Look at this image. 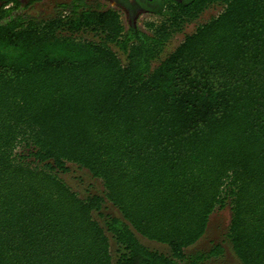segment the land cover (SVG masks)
<instances>
[{
    "label": "trees",
    "instance_id": "16d2710c",
    "mask_svg": "<svg viewBox=\"0 0 264 264\" xmlns=\"http://www.w3.org/2000/svg\"><path fill=\"white\" fill-rule=\"evenodd\" d=\"M36 1L0 0V264H198L224 253L187 249L226 206L235 255L264 264V0H166L144 29L99 0L46 19ZM69 163L104 194L80 197Z\"/></svg>",
    "mask_w": 264,
    "mask_h": 264
},
{
    "label": "rangeland",
    "instance_id": "374dc122",
    "mask_svg": "<svg viewBox=\"0 0 264 264\" xmlns=\"http://www.w3.org/2000/svg\"><path fill=\"white\" fill-rule=\"evenodd\" d=\"M26 3L28 0H22ZM63 0H40L36 1L28 7L27 11L33 16L39 17L41 19H46L52 16L55 12L56 5ZM91 0L90 2H92ZM100 3H105L109 7H113L118 10L125 9V12L120 11L122 14V21L125 27L134 23L138 28L144 29L146 22L153 20L151 15L141 14L137 20L134 22L136 12L132 13L126 8H121L117 3V0H99ZM124 6V5H123ZM126 7V6H125ZM218 8H210L205 11L197 20L185 24L183 30L179 33H176L172 39L167 44L162 57L167 53L173 51L179 43L184 39V36L192 33L199 24L208 20L211 16L218 13ZM93 37L89 36V39ZM121 58L124 59L123 55ZM156 64V63H155ZM68 172L59 173V176L74 190L80 197L86 198L90 195H103L105 188L101 179L94 178L92 174L84 169L79 167L76 164H68ZM103 213H109L114 216L120 217L119 211L113 207L110 203H106V206L103 207ZM94 218L99 220L101 223L103 220L100 218L96 211L93 212ZM231 221V210L229 206H226L223 209H217L210 217L209 226L206 234L196 243L195 245L187 249L188 255L196 254L197 252L208 251L214 243H222L224 246V253L218 257H213L198 264H242V262L235 255L232 250L231 244L227 239V233ZM142 243L147 246L159 250H166L164 246L156 242L149 241L142 236L138 235ZM111 251L113 256L116 255L117 246L115 242L111 239Z\"/></svg>",
    "mask_w": 264,
    "mask_h": 264
},
{
    "label": "flooded vegetation",
    "instance_id": "af4514ba",
    "mask_svg": "<svg viewBox=\"0 0 264 264\" xmlns=\"http://www.w3.org/2000/svg\"><path fill=\"white\" fill-rule=\"evenodd\" d=\"M63 1H69V0H63ZM175 1L178 3L187 2V0H175ZM116 4H119L121 8H126L132 13L136 12L134 22H137L141 14L153 15V16H158L160 15V13L162 14V12H164L165 6L168 5L166 3V0H117ZM118 11L125 12V9L120 10V8H118Z\"/></svg>",
    "mask_w": 264,
    "mask_h": 264
},
{
    "label": "built area",
    "instance_id": "2783aa9c",
    "mask_svg": "<svg viewBox=\"0 0 264 264\" xmlns=\"http://www.w3.org/2000/svg\"><path fill=\"white\" fill-rule=\"evenodd\" d=\"M210 8H218L219 11H218L217 14H215V15H218V14L220 13V11L222 10V5H218V4H216V5H212V6H210L208 9H210ZM208 9H207V10H208ZM207 10H205V11H207ZM205 11H204V12H205ZM204 12H203V13H204ZM203 13H202V14H203ZM202 14H201V15H202ZM201 15H200V16H201ZM215 15H213V16H215ZM151 16L153 17V20H151V21L158 22V21L161 20V16H160V15H158V16H153V15H151ZM200 16H199V17H200ZM213 16H211V17H213ZM199 17H198V18H199ZM211 17H210V18H211ZM198 18H197V19H198ZM210 18H209V19H210ZM197 19H195V20H197ZM209 19H208V20H209ZM208 20H206L205 22H207ZM193 21H194V20H193ZM205 22H203V23H205ZM187 23H189V22H187ZM187 23H186V24H187ZM203 23H201V24H203ZM144 24H145V23H144ZM201 24H199V25H201ZM199 25H198V26H199ZM198 26H197V27H198ZM144 27H145V26H144ZM183 28H184V27H183ZM182 30H183V29H182ZM194 31H195V30H194ZM194 31H193V32H194ZM177 33H179V32H177ZM174 35H175V34H174ZM174 35H173V36H174ZM185 36H186V35H185ZM185 36H184V37H185ZM171 39H172V38H171ZM171 39H170V40H171ZM182 41H183V40H182ZM182 41H181V42H182ZM168 43H169V42H168ZM168 43H167V44H168ZM179 44H180V43H179ZM166 46H167V45H166ZM177 46H178V45H177ZM165 48H166V47H165ZM163 53H164V52H163ZM169 53H170V52H169ZM167 54H168V53H167Z\"/></svg>",
    "mask_w": 264,
    "mask_h": 264
}]
</instances>
